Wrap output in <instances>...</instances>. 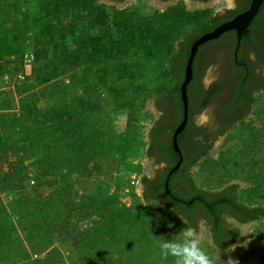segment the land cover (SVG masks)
I'll use <instances>...</instances> for the list:
<instances>
[{"label": "trees", "instance_id": "obj_1", "mask_svg": "<svg viewBox=\"0 0 264 264\" xmlns=\"http://www.w3.org/2000/svg\"><path fill=\"white\" fill-rule=\"evenodd\" d=\"M37 1L25 13L19 0H0V75L8 72L3 57L15 55L23 74L17 79L27 80L14 90L24 113L5 117L4 109L15 104L0 101V264H67L60 249L65 242L79 258L70 264H173L160 256L155 238L170 237L185 227L197 234L201 221L210 233V242L201 246L213 264H224L222 256L241 234L227 219L237 225L258 223L254 249L245 250L242 264H264V50L258 62L240 56L252 34L250 45L261 46L264 1L242 32L237 58L245 65L233 59L234 31L200 46L195 55L187 86L188 118L177 136L182 162L168 178L167 189L174 195L168 198L164 183L179 160L171 136L182 120L179 86L190 47L244 12L250 0H237V8L218 15L210 8L186 11L183 1L150 15L93 0ZM90 13L93 18L79 24L78 19ZM211 46L217 49L204 51ZM27 53L32 62L26 73ZM228 59L229 73L216 72L217 79L205 87L202 77L210 65ZM153 64L171 82L169 88L160 85L155 94L136 86ZM255 69L261 74L252 75ZM238 73L241 79L232 86L229 79ZM68 75L76 85L72 91L62 83ZM30 79L34 82L28 83ZM251 82L253 95L248 92ZM39 99L50 106L37 108ZM150 99L160 115L153 118L143 143L137 115L152 114L146 110ZM100 103L126 114L121 133L110 134L111 118ZM203 111L208 123L195 125L193 119ZM255 121H261L260 126ZM220 138L222 146L232 143L213 159L211 151ZM141 146L146 158L168 167L156 170L155 182L141 175L140 196L129 186L132 205L121 203L119 195L97 198L89 192L103 181L118 186L119 165L139 173L141 165L129 159L142 155ZM178 187L187 194L180 195ZM178 195L185 200L178 201ZM37 248L45 253L43 260L32 258Z\"/></svg>", "mask_w": 264, "mask_h": 264}, {"label": "rangeland", "instance_id": "obj_2", "mask_svg": "<svg viewBox=\"0 0 264 264\" xmlns=\"http://www.w3.org/2000/svg\"><path fill=\"white\" fill-rule=\"evenodd\" d=\"M36 1L37 0H19V6H20L19 9L25 13L28 11V9L33 10L28 5L32 3L37 6L38 1L37 2ZM93 1L97 4L100 3L102 5H106L107 8L115 7L113 4L105 3V2H102L101 0H93ZM180 1L182 0H177L174 3H166L163 6L157 8L156 6L152 4L153 0H131L129 3L122 5L119 9L125 8L131 12L150 15L151 13L155 11H158L159 13H163L166 10V7L168 5L170 6L177 5L178 3H180ZM183 3H184V7L186 11L192 12V11L199 10V9L210 8L213 10L214 14L217 12L224 11L225 8L230 9L234 7L233 0H213L209 3H202V4H199V3L193 4L189 2L188 0H183ZM14 13L17 15V10L14 11ZM90 14L85 15V18L83 16V19L81 21L78 19L79 24H81L82 26L84 24L86 25L85 20L89 17L93 18L92 13ZM32 34H33L32 30H29L28 35L32 36ZM30 50H31L30 48L26 49V51H30ZM3 61H5V64H7L8 72H4L3 74L0 75V101H2L3 103H7L6 100H9L15 104L12 107L4 109V116L12 117L13 114H20V113L25 112L24 110L20 109L17 106V97L14 94V90L17 86L25 83V81L27 80H25L24 82H19L17 79V75L20 74L19 73L20 68L17 65V56L7 55L3 57ZM155 65L156 64H153L151 67L148 68L144 79L136 82L137 83L136 86L141 85L143 87L141 88L140 91L144 90L145 88L147 90L153 89L155 90V92L153 91L152 94H155L156 91H159L158 88L160 85H165L166 88L170 87L171 82H170V79L166 77L167 74L163 72L162 69L161 70L158 68L155 69L154 67ZM80 75H82L81 71H80ZM33 82H34L33 79H30L28 81V83H33ZM62 83L67 88V91H72L73 89L76 88V85H74L71 82L69 75L65 76L62 79ZM3 92L12 93V95L8 97L6 95H3L2 94ZM67 97L71 98L72 96L69 95ZM101 97L105 98L106 94L101 93ZM100 105L101 107L104 108V110L109 112V115L111 118V126L109 130L110 134L121 133L125 127L126 114L125 113H114L111 105H105L103 103H100ZM45 106L46 107L50 106L48 102H46V99H39L36 104V107L41 110H44ZM255 108L256 107H254V109ZM146 110H149L152 114L148 112H145V113L141 112L140 114L137 115V124L138 126H140V130L138 132L140 133L141 141L143 143L147 141V135L150 129V125L152 123L153 118H155L157 114L154 108L153 99H150L149 102L146 104ZM248 118L249 119L252 118L255 120L254 116H251V115L248 116ZM259 123L261 124V121L259 122L255 121L254 125L258 127L260 126ZM223 141L224 139L220 138L215 142L213 150L211 151V158L216 159L218 153L222 149H226L227 147H229L232 143V142L229 143L228 141V144H224V146H222ZM140 149H142V155H140L138 159H134V160L129 159V161L133 165L135 164L141 165V169L139 173L137 172V169L134 171H129L130 169L125 168L123 165H119V169L117 171L118 186L114 185L115 181H103L102 183L98 185H94V186L92 185L89 192L97 198H105L107 196L113 197V196L119 195L121 203H123L126 206L132 205L131 196L128 193L129 186L130 185L135 186L134 190L136 194L139 196L142 195V188H141V183H140L141 175H146L149 178H154L155 170L162 167L161 165L154 164L153 161H150L148 158L145 157V155L143 154V150H144L143 146H141ZM114 155L118 156L119 154L114 153ZM6 197H8V199L11 198L9 197V195H7ZM94 218L95 216H93V219ZM227 223L233 226H239L241 234H240L239 241L234 246H232L231 248L227 250V252L222 256V260H220V262H223L224 264H242V259L246 256L245 250L249 249V251L252 252L254 249V245L252 244V240H253L252 235L258 227V223L256 222V223H248L245 225H237V223H235L231 219H227ZM84 224L85 223H83V225ZM198 227H199L198 233H197L198 239L200 240V242L207 244L208 242H210V233H209L207 226L205 225L203 221H201L199 222ZM60 247H61L60 249L63 254V258L65 259L64 261L67 264H70V262L73 260L79 259L70 243L65 242L63 244H60ZM38 251H40V249L33 251L32 258L43 260L46 257L45 253L44 252L42 253L41 251L38 252ZM133 253L135 254V251ZM158 264H164V263H158Z\"/></svg>", "mask_w": 264, "mask_h": 264}, {"label": "water", "instance_id": "obj_3", "mask_svg": "<svg viewBox=\"0 0 264 264\" xmlns=\"http://www.w3.org/2000/svg\"><path fill=\"white\" fill-rule=\"evenodd\" d=\"M101 1L108 3L107 0H101ZM130 1L131 0H125L122 3L113 4V5L117 8H120L122 5L129 3ZM175 1L169 2V3H174ZM263 1L264 0H250L249 7L244 12L239 13L235 17H233L232 19L225 21L224 23L218 25L212 31L201 35L191 45L190 50H189V55H188V58L186 60V64L184 67L183 80L179 86L180 100H181V104H182V120L176 125V127L173 130L172 136H171L172 148H173L174 152L179 156V160L172 167V169L170 170V172L167 176L166 182L164 183L165 189H167L168 178H169L170 174L172 172L176 171L182 162V155H181V151H180V148L178 146V143H177V136L184 130L186 122H187V118H188L187 86L189 85V83L192 79V74H193L192 64H193V60L195 58V55H196L199 47L204 45L205 43H207L209 41H212V40L219 38L225 32L234 31L235 35H236V44H235V48L233 51V56L236 59L237 51H238L240 41L242 38V32L250 26L252 20L257 15ZM152 4L154 6H156L157 8L164 5V4L159 3L157 0H153ZM216 49H217V47L211 46L204 51L208 52L209 50H216ZM215 65H216L215 62L212 65H210V67L206 70V73L202 77V83L205 87L210 85L215 79L216 72H217V69H215L216 68ZM154 105H155V102H154ZM195 119L198 122V124H206L207 113L205 111H203ZM156 170H155V174H156Z\"/></svg>", "mask_w": 264, "mask_h": 264}, {"label": "clouds", "instance_id": "obj_4", "mask_svg": "<svg viewBox=\"0 0 264 264\" xmlns=\"http://www.w3.org/2000/svg\"><path fill=\"white\" fill-rule=\"evenodd\" d=\"M155 241L160 256L171 258L173 264H213L212 258L201 246L195 230L190 227H185L170 237L155 238Z\"/></svg>", "mask_w": 264, "mask_h": 264}, {"label": "flooded vegetation", "instance_id": "obj_5", "mask_svg": "<svg viewBox=\"0 0 264 264\" xmlns=\"http://www.w3.org/2000/svg\"><path fill=\"white\" fill-rule=\"evenodd\" d=\"M123 1H125V0H123ZM159 3H161V4H166V3H169V2H163V1H161V0H157ZM173 1H175V0H172V1H170V2H173ZM177 1V0H176ZM183 1V0H182ZM189 2H191V3H193V4H197V3H199V4H202V2H199V1H195V0H188ZM211 1H213V0H211ZM211 1H208V2H205V3H209V2H211ZM234 1V7L233 8H230V9H235V8H237V0H233ZM184 2H186V1H184ZM227 8H225V10H226ZM224 11H221V12H217L216 13V15H218V14H222ZM230 20V19H229ZM254 35L252 34L250 37H248V39L246 40V43H245V47L244 48H241V50H240V56L242 57L243 55H245L247 58H248V60L249 61H257L258 62V57H259V55H260V53L261 52H263V50H264V35H262V36H260V39H261V46H260V48H253V46H251L250 45V42L252 41L251 40V37H253ZM250 40V41H249ZM241 42V41H240ZM253 44H254V42H253ZM224 46V45H223ZM223 46H221V48L223 47ZM239 47H240V45H239ZM230 47H228V49H229ZM223 49H225V50H227V45H225L224 47H223ZM254 49V50H253ZM238 50H239V48H238ZM218 54V53H217ZM237 56H238V51H237ZM237 56H236V59L233 57V59L235 60V63H237L239 66H241V65H245V63H243V61H239V60H241L242 58H239V60H238V58H237ZM228 61H229V59L228 60H220V61H216L215 62V66H216V68L215 69H217V72H218V74H223V75H225L226 76V74H228L229 72H228V66L226 67V65H225V63L226 64H228ZM218 74H216V76H215V79L214 80H216L217 79V77H218ZM258 74H261V72H260V70L259 69H255L254 71H252V75H258ZM234 75V76H233ZM237 75V76H236ZM231 76V75H230ZM232 76L233 77H231V79H229V81H230V83H231V85L233 86V84L235 83V82H237V81H239L240 79H241V75L238 73V74H232ZM262 78H264V73L262 74ZM231 86V87H232ZM255 89H256V87H255V83L254 82H251V84L249 85V87H248V92L250 93V94H252L253 92H255ZM253 95V94H252ZM155 106V105H154ZM155 108V107H154ZM160 115V113H157L156 114V117H158ZM155 117V118H156ZM193 121H194V123H195V125H202V126H204L205 124H198V122L196 121V119H193ZM208 121H209V115H207V122L206 123H208ZM162 167H160V168H158V169H161L162 171H165V170H167V167H168V164H166V163H161L160 164ZM158 178V175H156L155 174V177L154 178H150L153 182H155V181H157L156 179ZM155 180V181H154ZM141 188H142V193H143V186L141 185ZM177 190H181V194L180 195H183V194H187V190H185V188H181V187H178V189ZM168 194L169 195H173V193L170 191V190H167V195L165 196L166 198H168L169 196H168ZM174 196V195H173ZM175 198L178 200V201H180L182 198L178 195V196H175ZM182 200H185V199H182Z\"/></svg>", "mask_w": 264, "mask_h": 264}, {"label": "built area", "instance_id": "obj_6", "mask_svg": "<svg viewBox=\"0 0 264 264\" xmlns=\"http://www.w3.org/2000/svg\"><path fill=\"white\" fill-rule=\"evenodd\" d=\"M32 62V55L30 53L25 54L24 56V63H25V69H26V73L28 72L29 68H30V64ZM19 78H23V74L19 75Z\"/></svg>", "mask_w": 264, "mask_h": 264}]
</instances>
